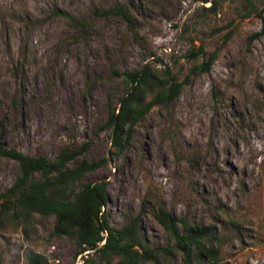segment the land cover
I'll list each match as a JSON object with an SVG mask.
<instances>
[{
	"label": "rangeland",
	"instance_id": "obj_1",
	"mask_svg": "<svg viewBox=\"0 0 264 264\" xmlns=\"http://www.w3.org/2000/svg\"><path fill=\"white\" fill-rule=\"evenodd\" d=\"M254 1L264 14V0ZM240 3L217 0L215 14L202 10L210 5L202 0H0V143L48 159L88 143L78 160L106 158L88 179L107 181L111 225L141 212L149 245L165 244L152 215L163 204L178 218L215 222L224 263L264 264V35L251 38L262 21L243 17ZM118 4L130 7L133 27L93 16ZM59 12L92 25L76 34ZM200 44L217 49L210 70L191 77L169 108L151 109L113 155L102 125L126 88L115 71L151 62L181 69L182 78L187 54ZM17 170L0 156V193ZM54 221L8 215L0 264H27L31 253L80 264L73 241L51 235ZM140 264L184 262L173 253Z\"/></svg>",
	"mask_w": 264,
	"mask_h": 264
},
{
	"label": "trees",
	"instance_id": "obj_2",
	"mask_svg": "<svg viewBox=\"0 0 264 264\" xmlns=\"http://www.w3.org/2000/svg\"><path fill=\"white\" fill-rule=\"evenodd\" d=\"M203 11L217 14V0ZM240 1L243 17L258 16L262 28L251 38L264 35V14L254 0ZM76 34H84L91 27V19L61 13ZM95 18L120 17L131 27L133 13L128 5L95 9ZM137 34V31H134ZM231 35H224L225 42ZM217 49L207 52L203 44L193 46L187 54L190 66L181 78V69L169 66L159 68L146 62L137 69L115 71L125 84L124 93L116 105H109L102 125L111 138V153L120 156L129 145L137 123L156 106L169 108L191 77L210 70ZM88 143L65 145L53 159L44 155L31 156L0 143V156L9 157L18 164L14 181L0 193V228L8 215L13 219L38 214L54 216L51 235L68 237L75 245L73 258L80 255V264H140L159 256L180 253L184 264H226L221 256V237L215 222L189 221L178 218L163 204L152 210L155 220L167 235L165 244L150 246L141 225V212L119 227L111 225L104 207L108 202L107 181H93L88 174L107 162L105 157H79ZM144 205V202H143ZM103 241L102 244H100ZM27 264H54L40 253H31Z\"/></svg>",
	"mask_w": 264,
	"mask_h": 264
},
{
	"label": "built area",
	"instance_id": "obj_3",
	"mask_svg": "<svg viewBox=\"0 0 264 264\" xmlns=\"http://www.w3.org/2000/svg\"><path fill=\"white\" fill-rule=\"evenodd\" d=\"M103 242V241H102Z\"/></svg>",
	"mask_w": 264,
	"mask_h": 264
}]
</instances>
